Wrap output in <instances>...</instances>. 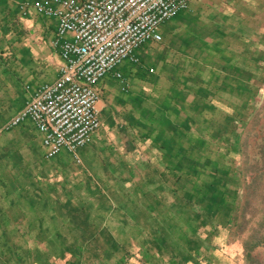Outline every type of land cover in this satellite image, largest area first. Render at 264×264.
<instances>
[{"label":"crops","instance_id":"1","mask_svg":"<svg viewBox=\"0 0 264 264\" xmlns=\"http://www.w3.org/2000/svg\"><path fill=\"white\" fill-rule=\"evenodd\" d=\"M58 1L0 0V264H158L177 215L210 243L211 183L264 90V0H188L94 83L90 138L48 156L33 119L7 122L59 74L73 36L34 6Z\"/></svg>","mask_w":264,"mask_h":264},{"label":"built area","instance_id":"2","mask_svg":"<svg viewBox=\"0 0 264 264\" xmlns=\"http://www.w3.org/2000/svg\"><path fill=\"white\" fill-rule=\"evenodd\" d=\"M188 0H59L35 2L58 19L57 33H71L60 44L63 63L57 78L41 85L7 122L33 119L44 133L46 155L63 146L75 151L99 126L94 83L134 47L152 37L160 21Z\"/></svg>","mask_w":264,"mask_h":264},{"label":"rangeland","instance_id":"3","mask_svg":"<svg viewBox=\"0 0 264 264\" xmlns=\"http://www.w3.org/2000/svg\"><path fill=\"white\" fill-rule=\"evenodd\" d=\"M262 99L264 101V97ZM260 105H262V103L259 102L258 105L254 107L252 114L244 123L242 145L239 137L235 143V147L237 151H239V162L237 166L241 167V172L244 176V179L246 180H250L254 174H258L261 171L262 162H264V112ZM231 170H233L232 166L228 171ZM220 171L221 172H217L216 175L221 174L222 170ZM221 177H225L224 174ZM187 199L190 200V204H193V201H195V196L183 198V200ZM190 209L193 208L190 207ZM177 216L178 222L177 218L175 219V222L178 223V228H176L175 232L177 244L174 243L173 245H159L161 249L163 248V256H161L158 264H255L245 258L242 245L248 228L250 225L254 224L252 220L244 221V224H242V226L240 225L239 227L236 224L225 227L221 225L218 227V223L216 227H213L212 223L211 225L209 224L211 239L210 243L205 244L199 243L198 241L195 243H187L188 241H185L184 233L186 230L184 228H186L187 225L184 223V220L181 219L180 215ZM248 216L249 213L245 212L244 219ZM212 219V221L215 222L214 217ZM209 225L205 227V232H207ZM200 230H202V228ZM190 232H192V228H190ZM263 251L264 249L259 247L258 249L254 250V253H262ZM167 253L169 254L168 259L165 257V254ZM207 253H209L211 256L212 253H215L216 257H218V260H214V258L211 259ZM262 254L259 256V264H264ZM195 258L198 260L195 261Z\"/></svg>","mask_w":264,"mask_h":264},{"label":"trees","instance_id":"4","mask_svg":"<svg viewBox=\"0 0 264 264\" xmlns=\"http://www.w3.org/2000/svg\"><path fill=\"white\" fill-rule=\"evenodd\" d=\"M263 97L264 90L260 92L254 107L260 102L264 112ZM252 112L244 118L241 133L239 134L241 145L244 135V123ZM227 172V180L223 181L220 179L219 182H212V194L209 200L207 199L208 197L204 198L209 203L212 218L218 214V209H220L218 219L225 226L236 224L239 227L244 224V221L252 220L254 222L248 228L242 245L245 258L250 262L259 264V256L263 253L264 259V251L262 253H254V250L259 247L264 249V162H262L261 171L258 174H254L250 180L244 179L239 166L235 170ZM245 212H248L249 216L244 219Z\"/></svg>","mask_w":264,"mask_h":264}]
</instances>
